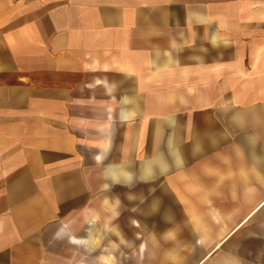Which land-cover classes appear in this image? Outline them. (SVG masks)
<instances>
[{"label":"crops","instance_id":"1","mask_svg":"<svg viewBox=\"0 0 264 264\" xmlns=\"http://www.w3.org/2000/svg\"><path fill=\"white\" fill-rule=\"evenodd\" d=\"M223 65L220 101L263 168L264 0H0V235L14 230L13 246L25 245L68 213L64 200L86 189L124 125L159 131L152 112L171 114L141 104L140 86L214 92Z\"/></svg>","mask_w":264,"mask_h":264},{"label":"rangeland","instance_id":"2","mask_svg":"<svg viewBox=\"0 0 264 264\" xmlns=\"http://www.w3.org/2000/svg\"><path fill=\"white\" fill-rule=\"evenodd\" d=\"M222 70L214 92L213 85L140 86L141 104L149 98L171 118L152 112L157 133L154 126L139 134L119 129L102 166L90 164L86 189L77 190L76 201L64 200L68 213L51 215L48 228L25 245L13 246L21 240L14 230L0 235V264H264V207L245 222L264 199V167L250 160L258 143L244 144L220 101L232 72ZM158 157L165 167L151 165L143 175V164Z\"/></svg>","mask_w":264,"mask_h":264},{"label":"bare ground","instance_id":"3","mask_svg":"<svg viewBox=\"0 0 264 264\" xmlns=\"http://www.w3.org/2000/svg\"><path fill=\"white\" fill-rule=\"evenodd\" d=\"M178 160L181 162V160H180V158H178ZM159 163L161 164L162 162H160L159 161ZM152 166L148 163V164H143V166H142V168H141V173L143 174V175H148V174H150L149 172V170H150V168H151ZM160 167H163V165H161ZM119 175V174H118ZM264 204V202L262 203V204H259L256 208H255V210L253 211L254 213L262 206ZM194 220H195V224H196V228H198L199 229V227H201L200 225H201V221H200V218L199 217H197V216H195L194 217ZM108 262V264H111V262H110V260L109 261H107Z\"/></svg>","mask_w":264,"mask_h":264}]
</instances>
